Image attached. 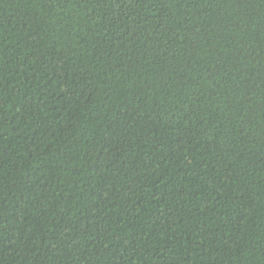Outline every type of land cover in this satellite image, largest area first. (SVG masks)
Here are the masks:
<instances>
[{"label": "trees", "instance_id": "trees-1", "mask_svg": "<svg viewBox=\"0 0 264 264\" xmlns=\"http://www.w3.org/2000/svg\"><path fill=\"white\" fill-rule=\"evenodd\" d=\"M0 264H264V0H0Z\"/></svg>", "mask_w": 264, "mask_h": 264}]
</instances>
